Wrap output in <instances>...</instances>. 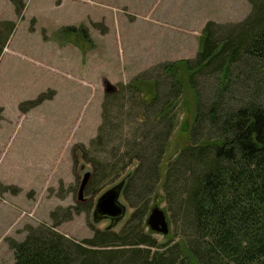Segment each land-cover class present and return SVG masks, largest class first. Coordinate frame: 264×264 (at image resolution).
I'll return each instance as SVG.
<instances>
[{
    "label": "rangeland",
    "instance_id": "1",
    "mask_svg": "<svg viewBox=\"0 0 264 264\" xmlns=\"http://www.w3.org/2000/svg\"><path fill=\"white\" fill-rule=\"evenodd\" d=\"M25 1L23 17H18L10 0H0V20L16 23L0 57V257L12 262L10 240H23L29 226L58 222L56 229L76 242L93 237L96 231L111 239L116 236L118 242L99 246H113L101 251H121L118 254L125 261L134 251L146 249L132 243L137 233L149 234L148 214L143 220H131L133 210L122 194L127 214L112 225L110 219L94 221V206L103 191L137 166L130 156L136 147L145 149L154 112L162 103L160 99L148 110L141 96L127 86L141 75L159 79L165 100L171 79L160 64L194 59L207 21L242 22L252 4L249 0ZM67 26L85 27L90 41L60 34ZM199 82L204 98L211 99L216 75L208 71ZM109 86L116 87L115 93H107ZM41 95L44 100L33 107L31 101ZM185 102L190 105L188 99ZM187 116L181 105L163 159L164 172L169 161L176 182H170L172 176L166 180L163 173L154 179L149 199V211L154 205L166 211L175 240L193 238L186 208L190 173H185L186 165L178 168L180 162H175L180 150L190 144L189 134L181 132ZM104 119V138L92 146L98 155L92 149L85 159L78 151L73 154L81 144L90 147ZM106 159L108 164L122 160L119 172L115 178L98 181L97 172ZM151 236L165 240L155 232ZM101 256L97 255L99 262L105 259Z\"/></svg>",
    "mask_w": 264,
    "mask_h": 264
},
{
    "label": "trees",
    "instance_id": "2",
    "mask_svg": "<svg viewBox=\"0 0 264 264\" xmlns=\"http://www.w3.org/2000/svg\"><path fill=\"white\" fill-rule=\"evenodd\" d=\"M249 1L252 11L242 22L207 21L194 59L160 64L171 79L165 100L159 79L141 75L127 86L141 96L148 110L162 99L154 112L153 131L147 136L145 149L136 147L130 156L137 166L121 178L126 177L122 194L133 210L130 219L143 220L148 214L154 179L156 182L163 173L166 180L172 176L169 161L168 173L164 172L163 159L182 105L188 116L181 123L185 129L181 132L189 134L190 144L180 150L175 162H180L178 168L186 165L184 171L190 173L186 208L193 238L175 240L170 231L159 242L151 236V230L149 234L137 233L138 239L132 244L146 249L136 250L131 258L121 261V251H101L113 250V246H99L118 242L116 236L111 239L96 231L93 237L76 242L56 229L58 222L43 223L29 226L23 240H10L15 253L13 264H264V0ZM10 2L16 15L23 17L26 1ZM15 26L12 20H0V57ZM59 32L90 41L83 26H67ZM208 71L217 77L211 99L204 98L199 82ZM43 100L41 95L31 103L34 107ZM106 125L104 119L90 147L81 144L73 154L78 151L87 158L95 141L104 138ZM105 162L97 172L98 181L115 178L122 160ZM169 179L176 182L175 175ZM145 195L149 198L144 199ZM100 253L105 259L99 262Z\"/></svg>",
    "mask_w": 264,
    "mask_h": 264
},
{
    "label": "water",
    "instance_id": "3",
    "mask_svg": "<svg viewBox=\"0 0 264 264\" xmlns=\"http://www.w3.org/2000/svg\"><path fill=\"white\" fill-rule=\"evenodd\" d=\"M114 89V86H109L106 91L110 92ZM90 174V172L86 173L83 178L79 189L80 199L84 198V191L89 181ZM125 180L126 177L113 184L98 196L93 212V218L95 222H100L103 219H110L112 225H117L125 218L128 208L127 205L121 201ZM146 223L151 231L163 236L168 235L171 231L169 217L166 211L158 205L151 207L147 215Z\"/></svg>",
    "mask_w": 264,
    "mask_h": 264
},
{
    "label": "crops",
    "instance_id": "4",
    "mask_svg": "<svg viewBox=\"0 0 264 264\" xmlns=\"http://www.w3.org/2000/svg\"><path fill=\"white\" fill-rule=\"evenodd\" d=\"M13 256H14V258H13L12 262H8V261H6L5 258H3V257L1 256V257H0V263H1V264H13V263L15 262V254H14V251H13Z\"/></svg>",
    "mask_w": 264,
    "mask_h": 264
}]
</instances>
